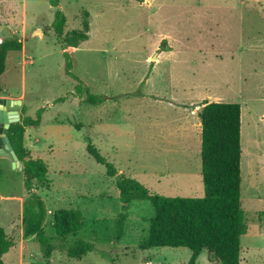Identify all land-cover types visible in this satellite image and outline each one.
Wrapping results in <instances>:
<instances>
[{
  "label": "rangeland",
  "instance_id": "rangeland-1",
  "mask_svg": "<svg viewBox=\"0 0 264 264\" xmlns=\"http://www.w3.org/2000/svg\"><path fill=\"white\" fill-rule=\"evenodd\" d=\"M57 9L66 32L81 30L83 13L90 14L89 40L68 49L71 74L54 30ZM11 36L25 38V49L9 54L0 86L23 101L26 117L43 110L41 126L26 130L24 144L49 167L50 188L38 191L47 207L45 231L56 236L55 211H81L84 226L71 238L94 249L78 260L57 246L46 258L34 237L24 238V175L2 157L0 226L15 244L5 264H190L186 248H140L154 207L141 200L124 207L117 178L87 152L84 136L118 175L155 194L201 198L202 128L195 112L206 102L241 105L247 226L241 264H264V0H60L57 8L51 0H0V40ZM86 90L104 102L86 103ZM196 264L216 263L205 251Z\"/></svg>",
  "mask_w": 264,
  "mask_h": 264
},
{
  "label": "trees",
  "instance_id": "trees-1",
  "mask_svg": "<svg viewBox=\"0 0 264 264\" xmlns=\"http://www.w3.org/2000/svg\"><path fill=\"white\" fill-rule=\"evenodd\" d=\"M142 1V0H137ZM60 0H51L55 8ZM90 14L83 13L82 29L66 32V17L57 9L54 30L57 41L66 57L67 72L71 74L72 62L68 49L78 48L90 38ZM24 42L19 37L0 40V77L6 72L7 58L11 52H21ZM165 51L168 50L163 41ZM83 85L77 87L82 99ZM88 90V89H87ZM86 103L99 105L103 97L87 91ZM0 93L3 89L0 86ZM84 96V94H83ZM65 101V99H60ZM24 110V108H23ZM22 110V111H23ZM43 110L37 118L21 115V121L10 126L8 137L23 164L27 198L23 203V237H34L41 245L46 258H51L57 246L72 259H82L94 249V245L82 238L71 236L82 230L84 215L78 210H57L53 214L56 236L49 237L44 223L47 207L38 194L49 189V167L41 159H33L24 144L26 130L41 126ZM202 127V178L205 195L201 198L167 197L152 193L139 181L118 175L117 168L99 152L91 137L84 136L87 152L98 164L104 165L107 177L117 178L119 197L124 207L132 202L149 201L155 210L150 221L149 236L140 246L142 250L154 248H186L192 253L190 264H196L203 252L216 264H241V239L247 234L246 217L241 197V105L238 103L206 102L198 112ZM78 131L83 125L71 122ZM127 214L118 221V239L124 235ZM14 241L0 226V264L3 257L14 247Z\"/></svg>",
  "mask_w": 264,
  "mask_h": 264
},
{
  "label": "water",
  "instance_id": "water-1",
  "mask_svg": "<svg viewBox=\"0 0 264 264\" xmlns=\"http://www.w3.org/2000/svg\"><path fill=\"white\" fill-rule=\"evenodd\" d=\"M22 104L21 100L0 98V157L9 158L13 169L19 171L23 170V164L10 142L8 131L12 124L21 121L20 110Z\"/></svg>",
  "mask_w": 264,
  "mask_h": 264
},
{
  "label": "crops",
  "instance_id": "crops-1",
  "mask_svg": "<svg viewBox=\"0 0 264 264\" xmlns=\"http://www.w3.org/2000/svg\"><path fill=\"white\" fill-rule=\"evenodd\" d=\"M12 37V36H11ZM19 38H21V37H19ZM22 39H23V42H24V40H25V38H23L22 37ZM24 49H25V43H24V47H23V50L21 51V52H24ZM20 52V53H21ZM8 57H9V55H8ZM7 60H8V58H7ZM19 97H21V98H23L22 96H19ZM0 98H9V99H14V98H17L16 96H13V94H11V93H9V92H6V90H3V93H0ZM78 99H80V98H78ZM22 101V100H21ZM23 102V101H22ZM23 106V105H22ZM23 108H24V106L22 107V109L20 110V115H24V110H25V108H24V110H23ZM23 110V111H22ZM200 111V110H199ZM199 111H196L195 113H197V115H198V112ZM193 113H194V111H193ZM193 115V114H192ZM25 116V115H24ZM200 125V124H199ZM202 128V127H201ZM0 158H2V157H0Z\"/></svg>",
  "mask_w": 264,
  "mask_h": 264
}]
</instances>
